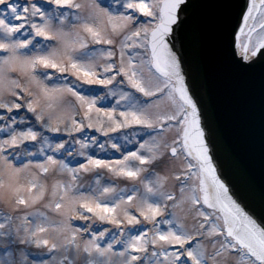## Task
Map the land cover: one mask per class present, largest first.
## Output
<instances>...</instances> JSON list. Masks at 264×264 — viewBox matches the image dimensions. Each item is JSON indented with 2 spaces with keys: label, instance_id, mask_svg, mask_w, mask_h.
<instances>
[{
  "label": "snow or ice",
  "instance_id": "1",
  "mask_svg": "<svg viewBox=\"0 0 264 264\" xmlns=\"http://www.w3.org/2000/svg\"><path fill=\"white\" fill-rule=\"evenodd\" d=\"M117 2L120 7L113 9L98 0L87 5L77 0H0V201L19 221L3 216L0 264H264V220L258 222L246 211L218 175L209 109L188 82L177 54L196 5L192 0ZM85 8L86 16L81 14ZM239 17L242 22L232 27L227 42L233 62L246 69L258 59L264 62V0H247ZM89 43L101 47L90 50ZM114 82H126L149 100L142 102L123 88L114 90ZM83 85L108 89L118 96L116 104L98 107L101 98L86 94ZM66 97L74 100L54 116L55 102ZM23 109L42 129L69 137L85 127L105 136L133 126L150 132L145 133L148 139L136 141L134 150L121 151L110 139L111 147L121 152L115 160L88 154L87 138L74 140L85 160L72 167L57 158L67 151L66 141L53 146L25 124L26 116L17 119ZM41 137L39 152L29 151L26 142L41 143ZM166 155L179 161V167L170 176L146 179L142 173ZM105 169L143 190L136 183L131 189L101 185L99 176L90 193L80 190V174ZM50 171L66 175L67 181L57 179L49 187L43 177ZM169 179L173 187L179 185V198L165 190ZM45 201L62 217L58 223L35 209ZM185 203L195 213L190 225L174 211ZM75 220L106 222L115 231L74 226ZM147 224L151 228L132 231ZM17 244L35 245L38 258L29 260L25 249L13 248ZM233 257L237 259L230 261Z\"/></svg>",
  "mask_w": 264,
  "mask_h": 264
},
{
  "label": "water",
  "instance_id": "2",
  "mask_svg": "<svg viewBox=\"0 0 264 264\" xmlns=\"http://www.w3.org/2000/svg\"><path fill=\"white\" fill-rule=\"evenodd\" d=\"M178 56L208 107L218 175L255 219L264 220V62L241 69L227 34L247 0H192ZM259 56V54H258Z\"/></svg>",
  "mask_w": 264,
  "mask_h": 264
},
{
  "label": "rangeland",
  "instance_id": "3",
  "mask_svg": "<svg viewBox=\"0 0 264 264\" xmlns=\"http://www.w3.org/2000/svg\"><path fill=\"white\" fill-rule=\"evenodd\" d=\"M77 2H80L82 4L87 5L88 3H90V0H77ZM98 2L101 3L102 6L111 5V7L113 9L120 7L117 0H98ZM73 11H81V10H73ZM81 14L86 16L87 15V8L83 9L81 11ZM65 30L69 31L70 26L66 27ZM40 39L41 38H37V41H39ZM99 47H101V45H93V44L89 43V49L90 50L95 49V48H99ZM103 47H109V46H103ZM138 51H143V50L140 49ZM2 54H3V52L0 51V55H2ZM57 75L59 76L60 74H57ZM144 75L146 78L150 76V72H149L147 66H145V68H144ZM71 79H73V78L70 77V80ZM46 82H48V81H46ZM52 82H57V81L54 79ZM109 87H113V86H109ZM120 88H123L124 91H129V92L134 93L137 97L140 98V100L142 102H146L149 100V98L143 97L141 94L136 93L134 89H131L127 85L126 82L124 84H118V83L114 82V90L118 91ZM82 90L86 94L95 95V96L101 98V99H98V101H97L98 107L110 108L116 104V100L118 99V96H113V95L109 94L108 89H106L102 86L83 85ZM71 100H74V98L66 97L63 102H61V101L55 102L54 107L52 109L53 115L59 116V115L63 114V112L67 108L68 101H71ZM122 104H123V102H122ZM2 111L3 110H0V112H2ZM15 111L16 110H14V112ZM20 116H26L27 119L25 121V124L26 125H32V126H34V129L36 131L42 132L43 136H47L48 142L51 143L53 146L55 145V143L59 142L60 140L66 141L65 147H66L67 151H63V154H64V152H70L72 154L71 157L75 160H73L72 163H69L66 160L70 164V166H72V167L77 166L78 162H84V160H85V157L78 155V152L80 150V145L74 143V140H82L83 141V140H85V138H87L86 142H88L89 146L86 149V152L88 154L94 155L96 158L115 160V159L120 157L121 152L117 151L116 149H113L111 147V143H117L118 145H120L121 151H123L124 148L134 150V147L139 146V144L136 143V141L140 140L142 142L144 139H148V135H146L145 133L150 132V130H147V129H145L144 131H140L139 126H133L131 128L120 129L118 132L109 133L108 136H105L101 132H97L94 128L89 129V128L85 127L81 132L72 133V136L69 137V135L64 131H61L60 133H51V132L47 131L46 129H42L40 127L39 123L35 121L34 116H32L31 113H28L26 109L20 110L17 113V119H19ZM74 118L77 121H80L81 115L76 114L74 116ZM0 123H2V122H0ZM14 127H16V126H14ZM61 128H63V125H61ZM133 132H136L135 137L133 136ZM3 135H4V133L0 132V138H2ZM92 137L96 138L95 144L91 143ZM110 139H111V143L108 142ZM40 140H41V143L26 142L29 145V151L34 152V153H38L39 149L41 147V144L43 143V137H41ZM33 144L35 145L34 147H32ZM100 145H103L104 147L101 148ZM46 151H47V147H46ZM49 154H51V153H49ZM36 158H39V157H36ZM57 158H64V157L57 156ZM21 159H26V157L22 156ZM179 164H180L179 161L173 160L169 156L166 155L164 157H161L157 161H155L154 164L152 166H150V171L148 173H142V175H144L145 178L149 179V180H155L156 174H159L161 176H163V175H169L170 176L171 172L179 167ZM96 176H99L101 185L113 184L118 189H121V188L131 189V187L133 186V183H136V187L141 188V191L143 190L142 186L139 185L137 182H130V181H127L126 179H123V178H117V177L113 176L112 174L108 173L106 169L105 170H97L95 173L80 174L79 179H78V186L82 185L80 190L85 192L86 194L90 193L91 189L96 187V182H95ZM43 179L50 187L54 180L63 179L65 181H67L68 177L66 175L61 176V175H58V174L50 171L48 174H46L43 177ZM174 184H175V182L172 181L171 179H169V181L165 183V186H164L165 190L174 192L176 194V196L179 198V195H180L179 185L176 184V186L173 187ZM96 194L98 195L99 193H96ZM126 194H131V192L127 191ZM44 203H46V201L43 203H38L35 206V209H37L41 212H44L45 215L49 218V221L52 222L53 224L58 223L62 219V217L59 216L54 210L45 207ZM21 208H23V206H21ZM29 211H31V209ZM170 211H172V209H170ZM174 211L176 212L177 216L184 219L187 224L190 225L193 222V217H194L195 213H194L193 207L190 204L185 203L181 207L176 208ZM4 214L12 215L14 218V221L16 223H19V221L15 220L17 213L14 212L10 206H8L5 203H3L2 201H0V223L3 222ZM134 214H136L137 216L139 215L138 213H135V212H134ZM29 219H32V217H29ZM140 219L142 220L143 218L140 217ZM72 223L74 226L83 225L85 227H87L88 224H92V227L94 229L101 228V227H108L112 231H115L114 226L109 225L106 222H103V224H101V222L95 221V220H89V221L75 220ZM121 227H123V225H121ZM129 227L131 228V226H129ZM166 227H167L166 225H162V228H166ZM144 228H151V225L150 224L139 225V226H136L135 229H132V231L135 233L136 231H139V230L144 229ZM117 234H119V233H117ZM89 235L90 234H86L85 238H88ZM0 239H2V238H0ZM205 244H207L206 241H205ZM13 248L25 249L26 253L28 254L29 260H31L33 258H38V257H36V253H38L40 251L39 249H37L35 247V245H18L17 244V245H13ZM207 250L209 253L212 252L210 245H207ZM44 258H47V254H45ZM235 259H237V258H235V257L230 258V261H234Z\"/></svg>",
  "mask_w": 264,
  "mask_h": 264
}]
</instances>
